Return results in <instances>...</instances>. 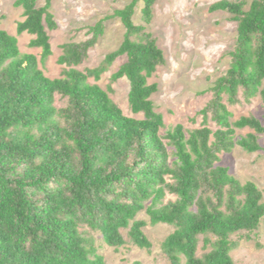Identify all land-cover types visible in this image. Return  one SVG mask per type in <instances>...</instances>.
Segmentation results:
<instances>
[{"label": "trees", "instance_id": "trees-1", "mask_svg": "<svg viewBox=\"0 0 264 264\" xmlns=\"http://www.w3.org/2000/svg\"><path fill=\"white\" fill-rule=\"evenodd\" d=\"M52 1L14 3L24 16L17 35L34 37L29 47L41 50L40 59L21 54L17 38L0 27V264H105L90 232L114 249L126 246V232L129 243L149 251L147 223L137 219L143 211L151 225L173 228L161 245L171 264H235L234 237L250 239L264 224L263 192L218 164L237 146L261 150L262 123L253 116L232 122L230 106L259 95L264 103V0L210 6L237 24L229 68L210 89L202 126L178 125L165 136L152 100L158 86L149 79L166 60L146 27L158 0L114 11L123 41L93 69L77 68L104 35V20L89 28V39L63 44L55 79L40 67L53 54L49 33L58 27ZM140 3L143 25H136ZM121 57L107 90L90 83ZM123 78L129 108L141 119L126 116L110 96ZM243 129L252 132L237 139ZM167 195L175 200L165 202Z\"/></svg>", "mask_w": 264, "mask_h": 264}, {"label": "rangeland", "instance_id": "rangeland-1", "mask_svg": "<svg viewBox=\"0 0 264 264\" xmlns=\"http://www.w3.org/2000/svg\"><path fill=\"white\" fill-rule=\"evenodd\" d=\"M16 0H0V27L18 40L21 54H34L40 59L41 50L29 47L34 38L28 33L17 35V24L24 20L23 9L14 6ZM132 0H53L51 13L58 25L49 33L51 38L52 56L46 62L44 74L51 78H59L63 66L59 65L61 46L69 42H82L89 39V28L98 21L104 20V35L89 52L88 59L77 69L85 72L97 67L104 57L119 48L125 29L118 18L112 17L114 11L123 9ZM221 0H158L154 7V17L147 31L157 40L158 47L163 51L165 64L158 67L149 79L150 84H156L158 91L152 100L155 109L163 115L165 127L161 135L178 125L185 130H194L202 126L203 117L199 115L212 94L210 89L218 78L229 68V53L234 49L237 38V24L230 20L226 12H210L209 8ZM247 8L253 0H245ZM45 0H38L43 6ZM142 3L135 11L133 20L136 25H143L141 17ZM126 57H121L110 70L103 74L99 81L90 79L91 84H97L107 90L111 76L117 72ZM113 101L128 117L141 119L134 115L128 103L130 83L126 78L113 84ZM60 105V103H59ZM233 114L232 122L241 117L253 116L264 126V103L259 96L250 103L241 99V103L230 106ZM209 126L215 130L213 123ZM252 131L237 130L236 138L240 139ZM261 150L247 153L237 146L230 154L221 156V167L227 168L229 174L241 183L251 181L263 192L264 205V134L260 135ZM171 150V149H170ZM175 200L167 195L165 202ZM147 223L144 233L152 243L151 250H142L127 241L126 246L114 249L104 244L99 233L90 232L94 238L98 253L104 257L105 264H171L163 254L161 245L173 228L165 225H151L145 211L137 217ZM238 246L231 253L235 264H264V224L246 239L243 236L234 237ZM202 254V244L199 247ZM181 264H185L182 259Z\"/></svg>", "mask_w": 264, "mask_h": 264}]
</instances>
